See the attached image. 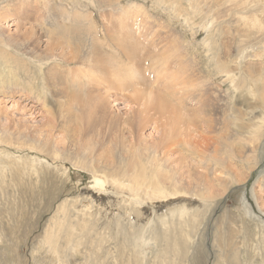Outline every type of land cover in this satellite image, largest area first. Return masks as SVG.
Returning <instances> with one entry per match:
<instances>
[{"label": "rangeland", "instance_id": "374dc122", "mask_svg": "<svg viewBox=\"0 0 264 264\" xmlns=\"http://www.w3.org/2000/svg\"><path fill=\"white\" fill-rule=\"evenodd\" d=\"M16 1L0 0V6L6 3L2 9L6 17L0 20V92L11 89L19 92L12 98L0 93V101L8 103L0 104V166L12 169L17 164L21 167L19 175H14L13 171L0 175V264H59L52 254V246L44 242V231L50 230L53 235L57 233L56 223L62 219L63 213L56 212V207L62 200L72 201L84 191L94 192L90 167L87 169L84 164L83 168L82 160L70 153L73 148L65 136L75 126L73 117L81 112L79 104L88 107V95L95 83L86 78V75H91L90 69L70 65L62 56L85 53L94 34L98 48L103 53L107 52L99 40L104 37L107 27L117 37L120 28L119 23L114 24L115 18L133 21L134 28L140 27L145 36L154 38L153 45L162 46L164 52L169 45L166 43L174 41L179 53L185 52L183 60L189 64L187 74H190V82H183L184 76L180 75V86L175 91L179 94L174 95L176 99L166 97L163 91L157 92V87L151 88L147 83L138 86L140 89H154L156 95L170 102V106L174 104L172 112L181 113L179 115L184 121L187 117L196 121L195 127L190 129L189 148L177 145L166 159H162L158 143L162 142L160 122L163 117L158 122L157 116H141L140 121L135 116L129 121L133 133L127 124L123 129L111 132L113 137L123 138V142L115 147V159L134 157L138 161L132 177L143 183L141 193H138L143 199L146 200L143 196L146 191L154 189L157 182L169 179L171 174L181 178L183 186L190 191L188 176L191 175L193 189L178 199L179 205L188 206V214L181 220L184 225L178 221L184 227L176 226L181 243L179 247L187 253L178 247L183 252L176 259H181V263L174 255L166 254L164 257L157 253L154 243L145 239L153 227L169 218L172 205H166L157 213L147 206L148 212L143 209V216L138 218L131 208L133 193L122 188L112 189L107 201L113 205L114 194V203L127 207L121 210L119 206H112V209L119 211L118 216L123 213L120 222L126 221L131 229L123 230L114 221L97 224L83 212L80 196L73 206L69 205L70 221L79 212L78 218L82 220L84 216L96 225L97 228L88 225L89 230L103 233V240L95 242L100 238L96 235L94 241L79 246L75 252L65 245L63 234L58 230L55 239L60 250L55 255L63 256V259L71 255L66 257L69 264H178V261L179 264H264V103L255 93L259 90L261 92L258 93L264 95V0ZM253 12L263 27L261 31L258 24V33L253 29L254 34L242 19ZM36 15L40 21L45 17L46 20L41 25L28 20ZM25 20H28L26 26L33 27L39 45H35L36 39L30 35L24 43L16 24ZM83 22L85 27L91 25L93 31L90 34L81 30ZM118 37L121 38L120 35ZM141 39L148 40L145 37ZM49 41L61 47L54 50L56 57L50 61L31 59L29 49L24 53L22 47H16L22 42L25 47L39 46L42 51ZM112 46L116 50L113 61L109 60L110 67H124L127 60L122 50L114 44ZM142 62L140 70L149 73L147 62ZM52 66L56 67L59 75L68 67L73 75L80 77L75 81L69 75V81H62L59 86L60 89L63 87L61 93L56 86V89L54 86L46 87L42 80L46 68L51 69ZM225 70H231L235 79L243 78L238 89L229 83ZM257 77L260 81L256 80ZM184 84L191 86V93L183 91ZM118 90L111 91V94L117 96L120 105L111 107L110 99H107L109 116L136 114L144 109V101L131 103L124 96L132 93ZM15 100L30 109L13 108L10 103ZM60 102L73 105V113L59 109ZM210 118L214 123L206 129ZM259 126L262 127L258 132L254 127ZM169 129L170 123L163 128ZM204 138L209 139L206 147L201 145ZM198 147L204 154L193 152L194 149L200 151ZM62 150L70 154L61 155ZM6 153L16 157L13 164ZM76 160H81V163ZM159 165L161 167L158 168ZM35 169L37 178L31 174ZM122 180L128 182L125 178ZM53 216L55 218L51 219ZM73 231L78 235L76 228ZM181 237L186 238L187 243ZM123 241L124 248L121 245ZM182 254H186L182 256L185 259L181 258Z\"/></svg>", "mask_w": 264, "mask_h": 264}, {"label": "bare ground", "instance_id": "6f19581e", "mask_svg": "<svg viewBox=\"0 0 264 264\" xmlns=\"http://www.w3.org/2000/svg\"><path fill=\"white\" fill-rule=\"evenodd\" d=\"M19 1H21V0H18L16 2H19ZM38 1H40V0H38ZM5 4L4 5L2 4V5L5 6ZM47 4H48V2H47ZM10 5H12V4H10ZM3 6H0V7H2V8H0V20L4 19L6 17V14L2 10L4 8ZM45 7H47V5H45ZM232 8H233V6H232ZM235 8H234V10H235ZM3 14H4V16H3ZM254 14L255 13L253 12V14H248V16L242 18L244 20V22L248 25V27L251 28V31H253V34L255 33L253 29H256L255 31L257 32L258 24H259L260 30L262 27V24L259 21L260 19H256L257 16L255 15L256 16L255 17ZM41 19H42V21H40V18L36 15L35 18L32 17V19L29 18L28 20L34 21L33 23H40V25H41L46 20V17L44 18V20H43V18H41ZM28 20H25L21 24L20 23L16 24V28L18 29V32L20 34H22V36H23L24 43L28 39L29 35L31 36V38L36 37V33L33 30V27H31V25L26 26V24L28 23L26 21H28ZM85 21L88 22L87 19H85ZM114 21H116L114 24L119 23L118 25L120 28V32L118 31L119 34H117V37L114 34L113 30L110 31L111 28H108V27L105 29L106 32L104 31L105 34H104L103 38L101 36L103 34H100L101 39L99 40V44L104 46L105 50L107 52L103 53L100 50V48H98L97 39H96L95 34H94L93 39H91V44H88L87 51H85V53H82V52L78 53V54L73 53L70 57H67V55L62 56L64 59H66L69 62L70 65L73 64L76 66H86L88 69H90L89 74H91V75L90 76L86 75V78L89 80L90 83H95V84H93V87L91 88L89 95H88V98H89L87 100L88 101V107H85V106L79 104V102H78L79 107L81 108V112L78 115H76L75 118L73 117V119L75 121V126L65 136L69 146H71L73 148V151H71L70 153L82 160V161L81 160L80 161L83 164V168H84V164H86L85 166L87 167V169H88V167H90L89 171L92 174V179H93L92 189L94 190V192L88 193L89 191H84L82 194H80V196H81L80 201L83 203L82 209H84L83 212L86 215H88V217L91 220H93L94 222H96L97 224L104 223L105 221L108 224L110 221H114V223L117 227L122 226L123 230L124 229L126 230L127 228L129 230V229H131V227L128 226V223L126 221L123 224H121V222H120V221H122L120 216H122L123 213H122V215L118 216L117 214H120V213H118L119 211L112 209V206H114V207L119 206V208L121 210H123L127 207L122 208V207H120V203H118V202H117V204L114 203V201H116L114 198V194L112 197L113 198L112 199L113 205H110L109 201H107V197L108 198L111 197V190L112 189L114 191H117V190L122 189V188H125V189L128 188L131 191V193H133L131 196L133 199V202L131 204V208L133 209V213L135 214V216L138 218H141L143 216V212H142L143 209H144V212H148V210H147L148 207H150L154 212L157 213L158 211H161L163 208H165L166 205H172L169 207V209H172L170 212L169 218L163 219L159 225H157L156 227H153L148 233L149 236L145 239L154 243L155 247L157 248V253L162 254L164 257H167L166 254H171V255H174L175 259H176V256H179L180 252L185 251L182 247H179V245L181 243H180V237H178V234H177L178 228L176 229V226L179 225L178 227L181 228L182 227L181 225H184L182 221H183L184 217H186L188 214V212H187L188 206L185 207L184 206L185 204L179 205L180 201H178V199L179 198L181 199L182 194L190 193V191L193 189L191 175L189 174V176H188V179L190 180V182H189L190 183L189 184L190 191L187 190V188H185L183 186V184L180 181L181 178L176 177V175H174V174H171L169 179L161 180V181L157 182V185L154 189L146 191L143 195L144 197H146V200L143 199L138 194V193H141L140 189L142 188L143 183L140 182L139 178L135 179L132 177V170L137 165L138 161H137V159L135 161L134 157H131V158L122 157V158L117 159V160L115 159V147H117L118 145H120L123 142V138L122 137L116 138V136L113 137L111 132L113 130H116V132H117V131L123 129L124 125L127 124L128 126L130 125V127H131V128L129 127V131L131 133H133V126L129 123V121L131 120V118H133L135 116L138 117L139 121L141 120V116H144L145 118H152L154 116H157L158 122H160L161 117H163L162 122H160L161 123L160 124V126H161L160 132H161L162 142L158 143L159 144L158 148L162 149V153H161L162 159H166V157H168L170 155V153L177 147V145H182V146H185L186 148H189V143L191 141L190 140V137H191L190 129H191V127L192 128L195 127L196 121L194 122L192 119H187L188 117L184 121V119L181 118L179 115L181 113H178V112L173 113L172 110H175L174 108H172L174 106V104L172 106H170V104H169L170 102L167 103L162 97L156 95L155 91H153L154 89L152 90V89L148 88L149 90H147L144 88L140 89L138 87L141 85L144 86V84L147 83V84H149V86L151 88L157 87V88H155L157 92L163 91L166 94L165 95L166 97L172 98V97H174V95H176V93H178V92L175 93V91L177 90V87L180 86V85H178V82H179L178 80L181 79L180 78L181 74L184 76V77L182 76L184 78L183 82L184 81H185V83L190 82V78H191L190 74L189 73L187 74V72L189 70V69L187 70V66L189 64L186 65L187 62L185 63V61L183 60L185 58V55H184L185 52H182V54L179 53V51H178L179 47L177 46V44L174 41H168L166 43V46H167V44H169V45L167 46L166 49L164 48V50L166 52L165 53L162 49V46L158 47L157 43H155L156 47L153 45V41H154L153 39L154 38L152 39V38H150L151 36L150 37L145 36L144 35L145 33L143 34L142 30H140V27L134 28L133 21H130L127 18H120V19L115 18ZM141 21H143V20H141ZM107 22H111V21L107 20ZM81 27H82L81 30L88 32V34L91 33L90 32L92 30L91 25H89L88 27H85V23H84V25H82ZM243 27H245V26H243ZM119 28H117V29H119ZM20 30L22 31V33L20 32ZM115 31H117V30H115ZM95 32H97V31H95ZM119 35L121 36V38L118 37ZM141 37H145V39H148V40L142 41ZM247 37H248V35H247ZM249 37H251V36H249ZM254 37H255V35H254ZM35 39H36L35 45H39L40 42H39L38 38H35ZM182 40L183 39H181L180 41H182ZM183 41H185V40H183ZM160 43L161 42L159 41V44ZM111 44L112 45L114 44L116 47H118L122 50L123 57L125 58V60H127V63L125 64L124 67H117V68L110 67L111 66L110 61H113V57L115 55L114 53L116 50V49L114 50L112 48L113 46ZM16 47H18V48L22 47V49H23L22 52L29 49L28 50L29 51V58H31V59H35V60L43 59L46 61H50L56 57V55L53 54L54 50H57L58 48L61 49L60 45L54 41L47 42V44L44 45V50H42V51L39 49V46H37V47H35V46L27 47L26 46L25 47L22 42L18 43L16 45ZM241 49L243 50V48H241ZM16 51L19 53V50H16ZM188 57H189V55H188ZM142 61L147 62L146 66L148 67L149 73L151 71L150 74L147 72L143 73L142 72L143 70H140V68H142L140 65L143 64ZM129 62H131V63H129ZM133 63H135L137 65L134 66ZM130 64H132V65H130ZM113 65H114V62H113ZM39 66L41 67L40 64H39ZM64 72L65 73H62V75L61 74L59 75L56 67L52 66L51 69L46 68V71H45L46 75H44V79L42 78V80H44V82H45L46 87L49 86V88H50V87L54 86L53 88H55V86H56L57 89H59V91L61 90V93H62L63 87H62V89L59 88V86L62 85L61 84L62 81H65V83H66V81H69V75H71V79L75 80V81H78V79L80 77L79 75H73L72 74L73 71L70 70L68 67H66ZM145 74H147L148 77H145ZM231 74H232L231 70H225V75L227 76V80L229 81V83H231V85L234 87V89H238L239 85L242 84L244 80L242 81V79H243L242 77L235 79L232 77ZM248 76H250V75H248ZM259 79L260 78H258L256 80H259ZM135 86H137V87H135ZM158 87H161V89ZM257 87H259V86H257ZM190 88H191L190 85L184 84L183 91L185 93H191ZM261 88H262V86H261ZM116 90H118L119 92H121V91L126 92L127 91L128 93H125V94L132 93L131 95H127V96L125 95L126 97L124 96V98H127V100L131 103L135 102L136 104H139L141 101H144V109L142 111H139L136 114L130 113L129 115L125 114V116L119 114L118 116H116L114 118L112 116H109V114H110V113L108 114L109 102L107 101V99H110L111 107H116V106L120 105V103H121V102H119V99L117 98V96L116 97L114 96L115 94H111V91L114 92ZM258 92H261V91H259V90L255 91L257 98L260 99V101L262 100V102L264 103V95L262 93H258ZM0 93L3 96L9 97V98L16 97L19 94V92H15L14 89H11L8 91H2ZM23 95L26 96L27 94L23 93ZM21 96H22V94H21ZM21 96H19V98ZM68 96H70V95H68ZM26 97H28V95ZM26 97H24V98L26 99ZM174 99H176V98L174 97ZM185 99H186V96H185ZM27 100H28V98H27ZM178 100L179 99H177V101ZM75 102H77V101H75ZM1 103L5 104V105L8 104L4 101H0V104ZM66 103H67V105H66ZM80 103H82V102H80ZM10 104H11V106H13V108H20V107L25 108V107H27L24 104L21 105V103H19V101L17 102V100L11 102ZM197 104L199 105V103H197ZM126 107H127V104H126ZM58 108L61 110H66V111H69V110L71 112L73 111L72 110L73 105H71L69 102H65L64 104L62 102L58 103ZM28 109H30V107ZM120 109L122 110V108H120ZM120 109H118V110H120ZM0 111H1V105H0ZM23 111H25V109H23ZM150 111L153 112L152 115L149 114ZM171 114L173 116H170V117L166 116V115H171ZM237 116H238V114H237ZM169 123H170L171 129L163 130V128L168 126ZM212 123H214V120L212 118H210V120L207 121L206 129H210ZM65 125H67V123ZM179 126H181V127H179ZM139 127H140V125H139ZM261 127L262 126H259L257 128L254 127V129L259 132ZM255 130L253 131L254 135L257 134L255 132ZM179 139H181V142H184V143H180ZM6 140H7V138H6ZM159 140L160 139H158V141ZM208 140L206 138H204V143L201 145H204L206 147V145L209 144V142H206ZM108 144H109V147H107ZM199 150H200V148H199ZM194 151H195V153L204 154V152L201 150L198 151V150L194 149L193 152ZM60 153H61V155L62 154L63 155L64 154H70L66 150H62ZM207 153H208V151H207ZM6 156L9 159V161L11 162V164H13L14 161L16 160L15 159L16 157L14 158L12 156H9L8 153H6ZM76 161L78 162L79 160H76ZM160 162H161V160H160ZM44 164H47V163L45 162ZM82 164H81V166H82ZM76 165H78V164H76ZM87 165H89V166H87ZM221 165H222V163H221ZM86 167H85V169H86ZM159 167H161V165H159L158 168ZM11 171H13L14 175H19V172L21 171V167L17 164H15L12 169H10V168L8 169L5 165L0 166V175L5 174L6 172H7V174H8V172L10 174ZM31 174L35 175V177L37 178V169L32 170ZM123 178H125L128 182L125 183L122 180ZM11 181H12V183H14L13 180H11ZM162 183H164V186L162 185ZM12 185L14 186V184H12ZM118 195H120V194H118ZM80 196H77V198L76 199L74 198L75 200H72V201H70L68 199H64L56 207V212H58V213L62 212L63 217L60 221H57V223H56L57 233L55 235H53V233L50 230L44 231V242H45V244L52 246V254L57 258V260L59 261V264H69L68 261L66 260V257H69L71 255L64 257V259H63V256H56L60 250V248L57 247V240L55 239V237L58 235V230L61 231L63 234V239L65 241V245H68L69 247H71V249L75 252L77 251V248L79 246H82L85 243H89L90 241H94L93 237H95L96 235H99L100 238H97V240H95V242L103 240V233L98 232L94 229L89 230L88 225L92 226V228H97L96 225L91 224L90 221L86 217H84L83 215H82L83 216L82 220L80 218H78L79 212H76V216H74L73 221H70L71 215L68 214L69 205L73 206L77 202V200H79L78 198ZM91 208H95V209L93 211H91ZM175 208H177V209H175ZM54 218L55 217L53 216L51 219H54ZM178 221H180L179 223L182 222V224L181 225L178 224ZM125 225H127V227ZM75 228L77 230L78 235H74L73 230ZM64 230H66V231H64ZM178 231H180V230H178ZM181 231H182V229H181ZM181 231H180V234L182 233ZM143 235H144V233L142 232L140 234L139 238L142 239ZM187 236H186V238H187ZM183 238H182V240H183ZM186 238H184V239L187 243L188 240H186ZM121 245L124 248L125 247V241H123ZM178 247L182 248L183 251H182V249H178ZM96 248L98 249L97 244H96ZM178 250H180V251H178ZM186 250H187V248H186ZM183 253H187V252L185 251ZM72 255H74V254H72ZM182 256H184L183 254L181 255V258L185 259L184 257L186 256V254L184 257H182ZM168 257H169V255H168ZM177 259H178V257H177ZM178 260L181 261V259H178ZM177 263L179 264V261ZM181 263H182V261H181ZM238 263L239 262H237V264Z\"/></svg>", "mask_w": 264, "mask_h": 264}]
</instances>
